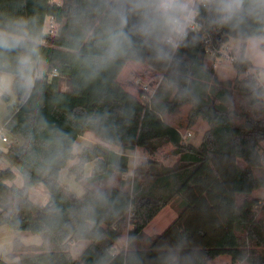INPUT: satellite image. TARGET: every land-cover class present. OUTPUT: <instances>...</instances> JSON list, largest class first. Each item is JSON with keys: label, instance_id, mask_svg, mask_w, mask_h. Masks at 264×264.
Segmentation results:
<instances>
[{"label": "trees", "instance_id": "trees-1", "mask_svg": "<svg viewBox=\"0 0 264 264\" xmlns=\"http://www.w3.org/2000/svg\"><path fill=\"white\" fill-rule=\"evenodd\" d=\"M106 2L0 0V28L28 21L39 41V63L47 64L31 92L14 83L20 102L9 105L2 127L23 142L0 151L10 163L0 169V226L40 234L43 242L15 239L9 258L18 259L0 257V264H210L224 254L232 264H264V198L250 195L264 188V85L258 78L264 68L253 65L243 44L232 63L235 78L221 79L205 58L204 40L212 47L232 37L247 40L264 34V20L222 27L201 8V32H190L171 61L142 50L95 74L86 58L99 51ZM48 14L59 23L54 34L43 30ZM18 55H0V71L16 75ZM132 60L161 72L169 88L160 83L147 102L127 90L119 75ZM185 104H190L188 126L199 119L208 124L198 145L183 142L179 127L165 118ZM87 130L124 149L142 147L149 157L127 177V154L99 143L85 147L70 167L86 189L78 197L60 183V171L76 158L74 143ZM166 143L178 156L173 165L157 158ZM91 161L92 174L85 176ZM15 169L21 186L14 182ZM40 182L49 190L47 205L29 196V187ZM167 205L177 212L174 221L161 233L145 234ZM125 228L127 246L114 252ZM81 239L91 244L76 258L71 247Z\"/></svg>", "mask_w": 264, "mask_h": 264}, {"label": "clouds", "instance_id": "clouds-1", "mask_svg": "<svg viewBox=\"0 0 264 264\" xmlns=\"http://www.w3.org/2000/svg\"><path fill=\"white\" fill-rule=\"evenodd\" d=\"M107 22L97 41L99 51L86 58V67L99 74L111 63L146 50L168 62L188 38L201 8L212 13L219 26L239 27L248 19L264 20V0H107ZM264 32V29H261ZM249 50L264 67V34L248 37ZM38 39L28 21L0 28V55L18 51L16 80L0 71V96L13 85L31 92L42 79Z\"/></svg>", "mask_w": 264, "mask_h": 264}, {"label": "rangeland", "instance_id": "rangeland-1", "mask_svg": "<svg viewBox=\"0 0 264 264\" xmlns=\"http://www.w3.org/2000/svg\"><path fill=\"white\" fill-rule=\"evenodd\" d=\"M243 41H246L247 56L252 60L255 66L264 68V67H261L255 60V58L252 56L249 50L248 39L244 40L241 38L232 37L231 41L228 42V45L236 46L237 48L236 50L232 49V54L238 55L240 53V49L238 47L240 45H243ZM216 66H217L216 67L217 72L221 79H232L233 80L235 78L236 71L234 69L232 62L229 59H227L223 64H220V65L217 64ZM162 77H163V74L157 71L156 69H154L148 63L137 62V61L132 60L126 63L125 69H123V71L119 75V80L127 90L134 93L138 98L147 102L151 98V95L154 93L156 88L160 85V83L162 84V86L164 85L163 88H169V86L166 83L162 82ZM259 81L262 83L264 82V70L263 69H261L260 71ZM146 87H148V89H146ZM8 96H9L8 100H6L5 98H2V100L0 101V128L3 125L4 119L8 115L9 105L16 104L18 100V95H17L14 85H13L12 91L8 93ZM189 109H190V104H185L176 113L166 114L165 118L167 121H169L173 125L179 127V129L183 133L187 131H191L192 134L189 137L187 142H191L193 144L198 145L202 141L203 133H205L206 129L208 128V124L206 121L199 119L194 125L188 126L187 114H188ZM6 131L7 130L5 129V134L7 133ZM173 148L174 147L172 144L166 143L161 148V150L157 153V158L165 165H171V164L173 165L178 160V156L172 153ZM139 153L143 154L142 147L139 148ZM239 163L245 165V162L243 161V159H239ZM132 166L133 165L130 166L129 172H131V169H133ZM125 176L128 177L129 173H127ZM18 180H19V183L23 185L22 175L19 171H18ZM74 182L76 185H74L73 187L71 186L72 185L71 182H66L67 183L66 185H70L69 187L72 190H75L76 192L79 193V190L80 188H82V185L78 184L76 181ZM257 190H256L257 192L256 194L261 195V198H264V188H260L259 191ZM29 191H30V197L35 203L39 204V202L42 201V199H44L41 195V191L47 193V202L49 201L50 195H49V191L47 190L45 184L40 183L31 188L29 187ZM47 202L45 204H39V205H46ZM169 217L170 216L168 215V213L165 212L162 214L160 218L157 219L155 224H159L161 221L165 222L167 218ZM131 227H132L131 224L130 225L127 224L126 226V228H131ZM126 228H125L124 236L121 237L120 240L118 241L119 246L116 247L119 250L127 246L123 244L124 242H126V238H127ZM22 233H28L30 235H35L27 231L12 229L8 225L0 226V243H3V245L0 246L1 249H3L2 251H0L1 257L6 259L7 261H11L9 260L10 259L9 254L11 253L10 248L13 246V243L16 237L18 238L21 237ZM38 236L42 238L40 234H38ZM139 242L144 244V240L142 238L139 239ZM86 245L87 244H85V246L82 249H84ZM229 258H230L229 255L224 254L215 259L210 260L209 263L210 264H231V258L230 259Z\"/></svg>", "mask_w": 264, "mask_h": 264}, {"label": "crops", "instance_id": "crops-1", "mask_svg": "<svg viewBox=\"0 0 264 264\" xmlns=\"http://www.w3.org/2000/svg\"><path fill=\"white\" fill-rule=\"evenodd\" d=\"M231 41V39L228 41V42H230ZM243 44H245L246 45V41H243ZM241 46V45H240ZM240 46L238 47L239 49H240ZM234 47V49L236 50L237 48H236V46H233ZM247 53V51H245V54ZM246 56H247V54H246ZM205 58H206V60H207V62H209V63H212V55L211 54H209V53H206V55H205ZM251 60V59H250ZM252 61V60H251ZM253 63V62H252ZM253 65H255L254 63H253ZM217 66H215V68H216ZM39 68L41 69V71L42 72H44V71H46V69H47V64L46 63H44V62H40L39 63ZM124 69H125V67H124ZM217 70V69H216ZM123 71V70H122ZM7 76H9L10 78H12L13 80H15V77H16V75L14 74V73H11V72H6V71H3ZM259 76H260V72L258 73V78H259ZM260 82V81H259ZM262 85H264V82L262 83V82H260ZM155 90V89H154ZM132 93V92H131ZM7 95H8V93H6ZM134 94V93H133ZM5 95V94H4ZM4 95L3 96H0V101L2 100V98H4ZM135 95V94H134ZM136 96V95H135ZM8 98H9V96H8ZM18 102H20V98L18 97V100H17V102H16V104L18 103ZM7 117V116H6ZM5 120V119H4ZM181 131V130H180ZM7 133L5 134V129L2 131V127L0 128V151H4V152H6L8 149H9V147L12 145V144H20V143H22L23 142V138L20 136V135H16V134H13V133H11L10 131H6ZM204 132V131H203ZM2 135H5L7 138H8V140L7 141H5V140H3V138H2ZM203 135H204V133H203ZM103 144V145H105V146H107V147H109V148H111V149H113V150H115V151H118V152H121V153H125V154H127L128 156H129V170H128V172L127 173H129V174H133V171H134V168H135V165L138 163V162H140L141 160H143V157L145 156V155H147L148 156V154H147V152L144 150V148H142V150H143V154H140L139 153V148L140 147H136L135 149H124V148H122V147H120V146H115V145H113V144H111V143H109V142H107V141H105V140H103L102 138H100L98 135H96V133L95 132H93V131H91V130H87L83 135H80L77 139H76V141H75V143H74V146H73V152H74V154H75V156H76V158H73V159H70L69 161H68V163H67V165L64 167V168H62L61 169V171H60V183L61 184H63V185H66L67 183L66 182H71V186L73 187L74 185H76L75 184V182L74 181H76L77 182V180H76V177H75V174L70 170V167L74 164V163H76L78 160H79V158H78V154L85 148V147H88V146H90V147H92V146H94L95 144ZM262 144H263V146H264V142H262ZM196 145V144H195ZM133 154H136V156H137V158L136 159H134L133 158ZM133 162V163H132ZM94 161H91V162H88V163H86V165H85V169H84V175L85 176H89V175H91L92 174V171H93V168H94ZM10 165V163H9V161L7 160V159H5V158H2V157H0V169H4V168H7L8 166ZM131 165H133L132 166V168L133 169H131V172H129L130 171V166ZM172 165V164H171ZM15 173H16V177H15V180H14V182L17 184V185H21V183H19V180H18V171L15 169ZM22 179H23V177H22ZM23 181V180H22ZM40 183H42V182H40ZM40 183H37V184H34V185H32L31 187H33V186H35V185H38V184H40ZM74 183V184H73ZM78 183V182H77ZM44 184V183H43ZM78 184H80V183H78ZM81 185V184H80ZM68 186H70V185H68ZM30 187V188H31ZM46 188H47V186H46ZM47 190H48V188H47ZM256 190L257 189H255L250 195L251 196H255V197H261V195H257L256 193ZM260 190V188L257 190V191H259ZM49 191V190H48ZM74 191V193L78 196V197H80V196H82L85 192H86V189L82 186V188H80V190H79V193L78 192H76L75 190H73ZM41 195H42V197L44 198V199H42V201H40L39 202V204H45L46 202H47V193H45V192H42L41 191ZM29 196H30V191H29ZM31 198V197H30ZM43 202V203H42ZM165 212H167L168 213V215L170 216L169 218H167V220L165 221V222H163V221H161L159 224H155V222L157 221V219L158 218H160L161 216H162V214L163 213H165ZM177 217V212H176V210L171 206V205H167V206H165L151 221H150V223H148V225L144 228V233L145 234H147L148 236H153L154 234H157V233H161V232H163L164 230H165V228L166 227H168V225L170 224V223H172L173 221H174V219ZM160 224H161V226H160ZM28 232V231H27ZM16 239H19V240H21L24 244H26V245H33V244H35V245H39V244H41L42 242H43V239L42 238H40V236H38V234H35V235H30V234H28V233H22V235H21V237H16ZM82 243V244H81ZM127 243H128V241H127V238H126V242H124L123 244L124 245H127ZM85 244H87L86 245V247L88 246V245H90L91 244V240H89V239H81V240H79V241H76V242H74L73 244H72V247H71V250H72V254H73V256L74 257H79L80 256V254L82 253V251L86 248H84V249H82L84 246H85ZM1 245H3V243H0V246ZM117 246H119V243L117 242L116 243V245H115V247H117ZM122 246V245H121ZM11 249V252H12V250H13V246L10 248ZM9 249V250H10ZM3 249H1V247H0V251H2ZM10 253V252H9ZM1 257V256H0ZM18 259V257L17 258H15V259H9V260H11V261H14V260H17ZM230 259V258H229ZM232 264V263H231Z\"/></svg>", "mask_w": 264, "mask_h": 264}, {"label": "built area", "instance_id": "built-area-1", "mask_svg": "<svg viewBox=\"0 0 264 264\" xmlns=\"http://www.w3.org/2000/svg\"><path fill=\"white\" fill-rule=\"evenodd\" d=\"M64 0H49V3L51 4H55V5H62ZM59 23L56 19V17L52 14H48L45 18L44 21V33L46 34H54L57 29H58ZM202 29V24H200V22L198 21V19H196L195 24L192 26V29L190 30V32H201ZM189 32V33H190ZM204 40L205 42L208 43V47H207V53L212 55V64L214 66H216L217 64H223L227 59H229L232 63L233 61L237 58V56L239 55H233L232 54V49H234V47L232 45H228V41L226 43H224L222 46L219 47H212L209 45V38L204 36ZM55 72V70H54ZM146 89H148V87H146ZM5 128L2 127V131ZM181 132V131H180ZM191 131H187V132H181V136H182V141L183 142H187L189 137L191 136ZM3 140L7 141L8 138L5 135H2ZM134 159L137 158L136 154L132 155ZM149 156L145 155L143 157L144 159H147ZM133 213V208H130L129 211V216H131ZM115 226V225H114ZM119 249H117L115 247L114 252H117Z\"/></svg>", "mask_w": 264, "mask_h": 264}, {"label": "water", "instance_id": "water-1", "mask_svg": "<svg viewBox=\"0 0 264 264\" xmlns=\"http://www.w3.org/2000/svg\"><path fill=\"white\" fill-rule=\"evenodd\" d=\"M50 200H51V198H49V201H50ZM49 201L47 202V204L49 203ZM47 204H46V205H47Z\"/></svg>", "mask_w": 264, "mask_h": 264}]
</instances>
